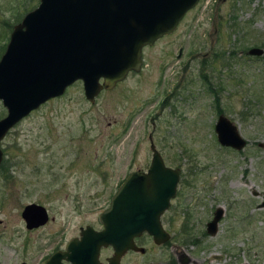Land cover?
Segmentation results:
<instances>
[{"label": "rangeland", "instance_id": "374dc122", "mask_svg": "<svg viewBox=\"0 0 264 264\" xmlns=\"http://www.w3.org/2000/svg\"><path fill=\"white\" fill-rule=\"evenodd\" d=\"M23 2L0 0V45L7 25L38 0ZM252 47L262 54L248 55ZM141 61L92 102L75 81L5 133L0 264H44L80 227L99 228L98 214L123 178L147 168L149 136L163 163L179 169L160 216L169 238L156 245L143 233L134 240L143 253L127 251L120 263L264 264V149L257 145L264 143V0H198L171 33L142 47ZM218 110L245 139L241 150L216 142ZM29 203L48 216L31 230L20 216ZM215 207L222 209L216 231L203 235ZM186 232L196 244L182 242ZM111 253L101 248L99 261Z\"/></svg>", "mask_w": 264, "mask_h": 264}, {"label": "water", "instance_id": "95a60500", "mask_svg": "<svg viewBox=\"0 0 264 264\" xmlns=\"http://www.w3.org/2000/svg\"><path fill=\"white\" fill-rule=\"evenodd\" d=\"M198 0H38L12 26L0 54V141L21 118L50 98L60 96L75 81L81 82L84 98L92 102L101 89H109L137 72L141 49L171 33ZM260 56L262 49L249 48ZM216 142L241 150L245 145L236 126L222 114L213 124ZM149 164L144 171L128 173L97 217L100 229H78L76 237L54 251L44 264H102L101 248L109 247L106 264H121L120 256L143 253L135 238L143 233L156 245L168 240L160 216L175 196L179 169L163 163L150 136ZM264 149V143H258ZM2 152L0 149V160ZM264 196V191H263ZM258 207H264L262 200ZM222 209L216 207L206 223L215 233ZM20 216L26 229L43 225L44 207L29 203ZM24 264V263H21Z\"/></svg>", "mask_w": 264, "mask_h": 264}, {"label": "trees", "instance_id": "16d2710c", "mask_svg": "<svg viewBox=\"0 0 264 264\" xmlns=\"http://www.w3.org/2000/svg\"><path fill=\"white\" fill-rule=\"evenodd\" d=\"M26 1L27 0H24V2L22 3V5H24L25 3H26ZM22 7H24V6H22ZM27 12V11H26ZM23 16V15H22ZM21 16V17H22ZM21 19V18H20ZM20 19H17L18 21L20 20ZM17 21V22H18ZM16 22V23H17ZM15 23V24H16ZM14 25V24H13ZM12 25V26H13ZM12 26H11V28H12ZM11 28H10V26L9 25H7V27H6V29H8V30H11ZM3 49H4V44L3 45H0V53H2V51H3ZM214 99H215V97H214ZM220 112V110H218L217 111V113H219ZM184 215H185V217H188L187 215V213L186 212H184ZM182 230L184 231V230H186V229H188V228H186V224H185V222L183 223V225H182ZM189 230V229H188ZM182 242L183 243H191V244H196V241L194 240V239H192V236H190V234L189 233H184V237L182 238Z\"/></svg>", "mask_w": 264, "mask_h": 264}, {"label": "flooded vegetation", "instance_id": "af4514ba", "mask_svg": "<svg viewBox=\"0 0 264 264\" xmlns=\"http://www.w3.org/2000/svg\"><path fill=\"white\" fill-rule=\"evenodd\" d=\"M179 53H180V51H178V55H179ZM218 114H220V113H216V115H218ZM0 149H1V148H0ZM1 152H2V158H1V160H0V175H3V176H5V177L7 178V177L9 176V174H8V172H7L6 170L8 169V166H9V165H7V164L4 165V164L1 162L2 159H3V150H2V149H1ZM124 178H125V177H124ZM124 178H123V179H124ZM121 182H122V181H121ZM121 182H120V183H121ZM215 208H216V207H215ZM215 208H214L213 211H212V215H213V212H214ZM212 215H211V217H212ZM187 216H188V215H187ZM187 218H188V217H185V220H187ZM210 219H211V218H210ZM210 219H209V220H210ZM209 220H208V221H209ZM208 221L205 222V224H204V230L201 231V233H202L203 235H204L205 233L208 234V233L206 232V223H207ZM160 222H161V221H160ZM100 228H101V227L96 228L95 230H98V229H100ZM187 228H188V227H187ZM31 229H35V228H31ZM31 229H28V230H31ZM190 229H191V228H190ZM196 243H197V241H196ZM100 250H101V249H100ZM21 263H23V262H21ZM21 263H20V264H21ZM24 264H25V263H24ZM102 264H106V261H105V263L102 262Z\"/></svg>", "mask_w": 264, "mask_h": 264}]
</instances>
